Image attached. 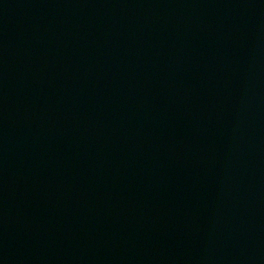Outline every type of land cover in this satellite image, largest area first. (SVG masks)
Here are the masks:
<instances>
[{"label":"water","instance_id":"obj_1","mask_svg":"<svg viewBox=\"0 0 264 264\" xmlns=\"http://www.w3.org/2000/svg\"><path fill=\"white\" fill-rule=\"evenodd\" d=\"M0 264H264V0H0Z\"/></svg>","mask_w":264,"mask_h":264}]
</instances>
